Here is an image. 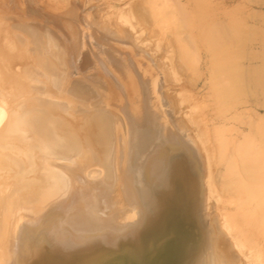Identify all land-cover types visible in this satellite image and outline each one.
<instances>
[{
    "label": "bare ground",
    "instance_id": "bare-ground-1",
    "mask_svg": "<svg viewBox=\"0 0 264 264\" xmlns=\"http://www.w3.org/2000/svg\"><path fill=\"white\" fill-rule=\"evenodd\" d=\"M19 1L20 7H15L14 0H0V264H135L140 250L154 264H196L191 247L203 244L206 223L200 220L191 234L186 232L190 204L180 199L176 189L195 176L197 190L202 186L195 204L204 208L207 197H213L222 210L218 212L222 224L234 233L240 250L255 264H264V136H246L240 129V136L217 137L223 134L224 124L213 118L207 124L205 120L206 127L195 134L177 131V137L197 153L199 163L194 167L190 155H179L181 146L166 135L164 127L167 144L156 146L139 166L143 189H133L138 182L133 183L136 170L131 172L129 167L136 155L130 139L123 159L112 148L115 129L119 133L133 121L132 108L121 100L114 106L117 117L108 110L81 114L75 89H68L63 75L65 40L55 43L48 31L39 33L28 24L10 23L15 16L21 20L29 16ZM41 1L60 12L71 11L75 5L70 0ZM177 4L179 0H105L100 15L106 22L104 38L109 46L124 42L153 60L150 39L143 33L156 38L169 27L180 38L179 56L193 64L194 38L190 33L183 37L176 33V23L184 20L186 12L179 6L180 14ZM261 41L264 44L263 35ZM113 49L105 48L101 55L114 73L131 84L132 92L137 87L131 82L132 71L141 80L139 98L145 100L135 113L142 118V109L148 108L157 119L160 106L151 90L162 88L176 71L154 63L151 68L159 70L160 82L151 88L144 65L132 58L127 65L125 54L121 57ZM222 55L220 50L218 61ZM90 61L85 57L83 63ZM210 70L221 77L222 85L220 96L212 98L214 117H225L223 110L232 111L230 104L221 105L219 100L225 96L232 105L231 97L238 91L250 98L262 95L258 103L264 105V63L238 65L222 59ZM174 112L166 122L187 130L184 119ZM253 125L254 132H263L264 124ZM248 142L255 143L253 150H246ZM211 160L224 165L211 168ZM139 197L149 199L154 209L147 212ZM226 252L215 247L213 257L226 259Z\"/></svg>",
    "mask_w": 264,
    "mask_h": 264
},
{
    "label": "rangeland",
    "instance_id": "rangeland-1",
    "mask_svg": "<svg viewBox=\"0 0 264 264\" xmlns=\"http://www.w3.org/2000/svg\"><path fill=\"white\" fill-rule=\"evenodd\" d=\"M22 1L21 5L29 12V16L22 20L15 16L9 22L28 24L29 27L39 33L48 31L51 37L54 38L55 43H62L65 40L62 44L66 49L62 57L66 68L63 75L68 89H75L76 93L73 95L76 104L81 107V114L108 110L116 116L114 106L121 100L132 108L133 121L129 122L128 127L126 129L124 127L119 133L115 129L112 148L113 150H118V155L123 159L121 155L124 154L125 156L126 145L128 139H130L136 155L135 161L129 167L131 172L136 170V173L133 172V174H136L135 176L137 177L133 175V183L138 182V184H133V189L134 187L135 189L136 187L143 189L140 184L143 183V175L138 168L148 160L147 158L153 149L155 152L156 146H165L167 144L164 138V133H167V131L168 134L166 135L175 139V142L181 146L179 155L184 157H187L185 153L190 155L193 159L194 167H197L199 163L197 153L189 143L184 144L177 137V131L183 135L187 131L195 134L199 129L206 127V124L210 123V118H213V120H221V123L224 124L221 128L223 134H216L217 137L240 136V129L246 133V136H249V133L253 137L264 136V130L260 133L254 132L253 125L264 124V105L258 103L262 95L257 94L250 98L238 91L237 95L231 97L236 107L234 103L231 105L232 102L223 96L219 100L221 105L230 104L229 106L234 109L232 108L231 112L223 110L222 114L225 117L222 115L214 117L216 111L213 107L214 100L212 101V98L220 96L222 85L218 82L221 77L219 78L218 75L211 73L210 70L212 65L217 66L222 59L226 61L232 60L234 64L238 65L254 63L262 66L264 63V60L262 61V58H264V44L261 41V36H264V0H179L180 4H177L179 13V6L186 12L183 16L184 20L180 24L176 23V33H179L181 37L185 33H190L191 37L194 38L196 55L193 64H191L192 61L190 59L183 60L179 56L180 53L178 52L181 48L180 46L177 47V44L181 42L180 38L179 36L174 37V32L169 27L165 28L163 34H159L160 36L156 37L157 39L152 36L155 35L153 33H143L146 38L150 39L149 47L152 48V53L154 51L152 54L153 60H150V57L145 56L144 53L139 54L137 50L132 49L123 41V44L127 45L126 47L120 42L117 45L113 44L114 47L111 44L109 46V42L104 38L107 34L105 33L106 27L104 28L106 22L103 23L104 19L102 17L103 21L100 19L105 0H70L74 1L75 5L70 4L74 6L73 8L71 7V11L68 10L67 12L48 9L49 7H46V3L41 0ZM14 2L17 4L15 7H20L19 0H14ZM19 7L15 8V13L19 11ZM96 29L98 36L95 34ZM102 30L105 32H102ZM56 37H60V40L56 39ZM121 45H123L122 48ZM57 46L59 47L58 44ZM57 46L54 45L53 49L56 50ZM105 48L110 50L115 48L113 50L119 52L121 57L125 54L126 63L130 58L140 61L148 72L147 83L150 84L151 88L160 82L157 75L159 70L151 68L154 63L157 62L159 67L161 63L168 71H171L169 66L174 68L176 71L174 77L171 72L172 75L169 80L163 81L162 88L151 90L152 93L155 91L154 97L160 106L156 112L159 113L157 119L153 118L148 108L146 110L142 109L144 115L142 118L138 116V112L135 113L136 107L141 104L140 101L145 100L143 97L139 98L142 90L141 80H139L134 71L130 70V72L132 71L131 82L134 85L137 84V87H134L132 92L131 88H129L131 84L128 82L126 84L121 80L114 73V69L107 64L108 62L104 61L101 51ZM121 49H123V53L119 51ZM220 50H222L223 55L218 61L217 55ZM249 51L252 52V55H249ZM85 57H90L92 62H88L89 64L83 63ZM180 64L182 65L181 68L178 66ZM152 73H155L156 77L152 76ZM262 74H264V70ZM162 92L164 93L162 94ZM172 104L174 108L171 106ZM195 104H197L196 108L189 112ZM174 109L176 110L174 115L184 119L188 127L187 130L184 129L183 131L182 126L173 127L166 122L168 120L167 116L172 114ZM234 113H237L235 117L232 116ZM205 120H207L206 124ZM162 126L163 128H161ZM125 131L128 132L129 138L126 136ZM139 136H143V140L140 139V142ZM206 143L207 153L210 156L213 152L212 143L210 140ZM255 146L254 142H248L246 150H253ZM210 164L211 168L224 165V163L220 162L216 164L213 160L210 161ZM196 172L199 173V170ZM118 175H122V172H119ZM195 178L187 180L184 184L182 182V189L176 182L178 184L176 189H178L179 197L181 196L180 199H184L190 204V217L186 222V232L191 234L200 220L206 223L204 226L203 244L199 245L196 243L195 246L191 247V250L196 252L195 256L198 258L196 264H202L203 258H205V264H255L234 242V233L230 232L222 224L221 217L218 214L222 210L216 205L219 203L213 197L208 196L207 204L204 208H200L197 203L195 204L196 199L202 194V186L200 191H198L199 182L198 179L195 181ZM123 186L125 187V185ZM138 199L142 201L141 205L147 212L154 209L153 203L149 199L147 201L140 197ZM215 247L222 248L223 251L226 249V253L229 256L226 259L222 257L214 258ZM243 250L245 251L246 248ZM208 254H210V257L207 256ZM139 255L140 258L135 264H154L145 259L147 256L142 250H140Z\"/></svg>",
    "mask_w": 264,
    "mask_h": 264
}]
</instances>
